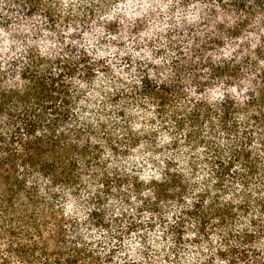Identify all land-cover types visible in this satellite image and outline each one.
Segmentation results:
<instances>
[{
    "label": "trees",
    "instance_id": "obj_1",
    "mask_svg": "<svg viewBox=\"0 0 264 264\" xmlns=\"http://www.w3.org/2000/svg\"><path fill=\"white\" fill-rule=\"evenodd\" d=\"M100 78L116 85L106 102L140 101L190 150L188 177L151 181L135 218L162 220L175 252L216 237L201 264H264V0H0V264H118L86 231L120 244L139 230L107 207L124 180L103 146L118 155L136 136L86 115ZM166 202L180 206L170 220Z\"/></svg>",
    "mask_w": 264,
    "mask_h": 264
},
{
    "label": "rangeland",
    "instance_id": "obj_2",
    "mask_svg": "<svg viewBox=\"0 0 264 264\" xmlns=\"http://www.w3.org/2000/svg\"><path fill=\"white\" fill-rule=\"evenodd\" d=\"M115 86V83L110 78H100L99 81L87 86L88 105L86 108L89 109L86 115L88 114L91 120L98 119L99 115L105 116L109 130L114 133L117 139L123 137L125 126L136 136L135 145L133 147L122 145L118 155H115L108 146H103L102 161H104L107 172L112 174V176H121L124 180V184L118 189L119 191H113L114 194L107 201L110 213L113 216L124 215L130 219H137L140 228L134 233L125 235L120 244L116 243L115 239L110 236L111 233H106L99 228L90 227L85 234L102 251L115 249V261L118 264L129 262L134 264H152V262L173 264L177 261H181L183 264H201L200 254H209L218 246L216 237L208 245L201 244L196 246V244L188 242L175 252L172 250V239L164 234L162 220L152 216L146 210H143L138 218H135L136 211L142 209L139 201L142 199L153 200V192L148 186L151 181L160 180L162 175L169 169L173 173L178 171L188 177L185 158L189 157L190 150L186 147L185 141L181 136H179L180 142L178 146L171 147L169 145L172 133L171 125L163 124L156 120L151 115L153 113L144 109L147 106H143L140 101L123 99L115 105L106 102L104 94L110 93V88ZM121 108H127L126 111L129 117L117 116V112ZM198 165V172L191 179V182L200 188L201 176L206 172V169L200 162ZM85 180L87 181V179ZM136 182L142 184L140 192L133 191L131 185ZM85 187L81 189L83 197L93 191L88 189L87 186ZM195 191L189 192L185 201H191L197 194ZM121 194L128 196L130 202L127 205L123 204L122 198L119 199L118 196ZM70 207L75 210L78 209L76 207H80V211L84 210L81 205L73 207V202ZM179 210L180 206L177 203L166 202L162 205L161 212L163 218L170 220ZM151 221L152 226L149 227ZM214 264L224 263L217 261Z\"/></svg>",
    "mask_w": 264,
    "mask_h": 264
}]
</instances>
